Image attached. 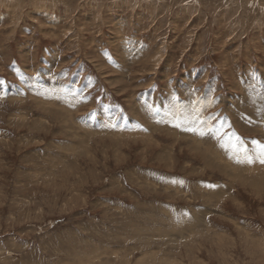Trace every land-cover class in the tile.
<instances>
[{"label":"rangeland","instance_id":"374dc122","mask_svg":"<svg viewBox=\"0 0 264 264\" xmlns=\"http://www.w3.org/2000/svg\"><path fill=\"white\" fill-rule=\"evenodd\" d=\"M253 141L264 0H0V264H264Z\"/></svg>","mask_w":264,"mask_h":264},{"label":"snow or ice","instance_id":"6c2138e0","mask_svg":"<svg viewBox=\"0 0 264 264\" xmlns=\"http://www.w3.org/2000/svg\"><path fill=\"white\" fill-rule=\"evenodd\" d=\"M200 123H203V122L201 121ZM176 126L179 127L180 124L177 123ZM222 127H223V124H221V128ZM186 130L187 131H192V132H198V134H200V135H205L206 134L204 131L200 130L197 127H189ZM208 131L212 132L213 129L209 128ZM216 131L219 132V129H217ZM253 144L257 145V147L259 148V154L255 158H253L252 156L247 157L246 158V162L247 163H254L255 159H258L259 163L264 164V144H261L259 141H253ZM241 162H244V161H239V160L237 161V163H241Z\"/></svg>","mask_w":264,"mask_h":264},{"label":"bare ground","instance_id":"6f19581e","mask_svg":"<svg viewBox=\"0 0 264 264\" xmlns=\"http://www.w3.org/2000/svg\"><path fill=\"white\" fill-rule=\"evenodd\" d=\"M198 141H199V140H197V142H198ZM199 142H200V141H199ZM202 142H203V141H202ZM206 142H207V141H206ZM206 142H204V143H206ZM200 143H201V142H200ZM199 146H201V145H199ZM195 147H196V146H195ZM202 147H203V146H202ZM202 147H201V148H202ZM205 147H207V146H205ZM196 149H197V148H196ZM202 149H203V148H202ZM199 150H200V149H199ZM199 150H198V151H199ZM200 151L202 152V150H200ZM202 153H203V152H202Z\"/></svg>","mask_w":264,"mask_h":264}]
</instances>
